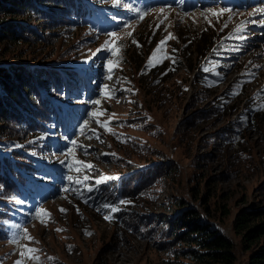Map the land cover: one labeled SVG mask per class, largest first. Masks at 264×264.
<instances>
[{"label":"rangeland","instance_id":"1","mask_svg":"<svg viewBox=\"0 0 264 264\" xmlns=\"http://www.w3.org/2000/svg\"><path fill=\"white\" fill-rule=\"evenodd\" d=\"M156 1L145 0L143 19L129 0L67 3L70 15L54 28L44 27L45 12L24 18L45 42L40 37L0 43V54L31 67L56 68L63 78L56 98L62 110L73 107L40 137L19 130V140L0 135L7 146L0 154L25 149L21 164L30 172L17 189L0 183V264H223L200 259L196 245L179 239L178 214L198 207L204 222H217L238 242L230 229L234 214L253 201L264 203V31L252 23L255 11L220 0L200 6L195 0H169L165 6ZM53 6L40 8L54 14ZM86 6L91 10L84 16ZM221 9L226 11L211 14ZM8 19L0 16L1 23ZM206 28L214 39L203 64L188 31ZM145 30L153 39L149 58L166 40L153 59L167 63L164 74H171L153 94H145L137 81L141 69L115 62L123 50L137 46L133 40ZM169 34L174 38L166 39ZM175 46L186 58L177 69L170 57ZM145 59L149 70L153 60ZM86 78L92 86L87 91ZM93 112L104 113L96 119L107 127ZM138 175L137 191L130 195L128 185L118 191L120 180ZM245 257L239 254V260Z\"/></svg>","mask_w":264,"mask_h":264},{"label":"trees","instance_id":"2","mask_svg":"<svg viewBox=\"0 0 264 264\" xmlns=\"http://www.w3.org/2000/svg\"><path fill=\"white\" fill-rule=\"evenodd\" d=\"M75 1L80 2V0H64V3H60L59 0H0V16L11 18L5 23H1L3 20H0V43L9 45L28 43L40 37H43L41 41L45 42L44 36L35 30L38 28L31 26L29 21L33 20L34 16L41 17L40 13L45 12L48 16L45 17L44 27L54 28L66 21V15H70V13L65 12L66 4H72ZM41 5L46 7L54 5L53 9H57V12L53 14L49 10L50 7L47 8V12L44 10L45 8L41 10ZM82 5L85 4L82 2ZM82 9H84L85 16L91 7L86 6ZM58 12L59 14H57ZM25 17H28V22L24 19ZM188 32L192 34L191 41L193 44L190 47L193 46L196 57L204 55L202 57L204 64L211 54L205 55V52L214 39L213 31L211 32L210 28H206L204 31L197 29ZM152 40L149 38L148 30L141 31L135 36V41L139 46H135L132 50L126 48L123 53L118 54L119 59H115V62L120 65H128L129 68H137V70L141 69L137 81L144 86L145 94H153L156 91V85L166 82L169 76L171 77V74H164L168 64L160 63L156 58L152 59L151 68L145 69V63L142 62L143 58L145 57L146 61L153 58V56L149 58L147 55V49ZM214 48L212 49L214 50ZM140 49L146 52L142 54ZM177 51H181V48L179 50L175 46L170 50L173 65H176L175 69L183 64V59H186L183 57L182 51L180 53ZM4 53L0 54V135L6 139L16 137L19 140L22 137L17 132L19 130L22 134L40 137L50 127V112L53 110L52 102L49 99L51 97L50 89L59 91L61 75L56 68L47 70L46 66L31 67L26 65L24 61H20L19 58L7 57ZM174 66L172 67L174 68ZM188 66L194 68L193 64ZM198 73L199 71H197ZM150 75L153 81L148 79L147 76ZM143 77H145L144 82ZM201 112L205 115V111ZM194 114L191 115L192 123L190 124L192 125L201 116V113L197 116ZM230 127L231 123H228L222 130L227 131ZM6 147L4 143L0 142V151ZM25 152L23 148L21 151L14 150L9 154L10 159H8V154L0 155V183L3 188L8 187L9 184L19 185L24 179V175L28 173L25 164H21L22 159L25 158ZM138 177L139 175L134 176L135 179L120 180L121 184L118 191L122 192L127 185L130 195L132 194L131 191H137L140 186ZM131 183H133L132 187L129 186ZM185 202L187 201L185 200ZM222 213L223 215L228 214L229 210ZM176 225L179 230L177 231L179 239L196 245L201 251L197 257L202 260L223 264H264V203L253 201L246 207L239 208L234 214L230 229L233 235L238 238V242L226 235L217 225V222H204V215L198 207L183 208L178 214ZM238 247L239 251L237 252ZM239 254H245L246 257L239 260Z\"/></svg>","mask_w":264,"mask_h":264},{"label":"snow or ice","instance_id":"3","mask_svg":"<svg viewBox=\"0 0 264 264\" xmlns=\"http://www.w3.org/2000/svg\"><path fill=\"white\" fill-rule=\"evenodd\" d=\"M224 11H226V9H221L220 12H215V11H213L211 14L214 15V16H218V15L223 14ZM160 12L163 13V12H164V9L161 8V9H160ZM140 18L143 19V18H144L143 15H141ZM237 31H240V29H237ZM110 35H111L112 37H114V38L117 36L116 33H111ZM129 35H130V33H129ZM173 38H174V37H173L171 34H169V36H168L166 39H173ZM242 38H243V37H241V39H242ZM113 43H114V41H113ZM133 43H137V42H136L135 40H133ZM165 44H166V40H162V41L160 42V45L158 46L157 50L153 53V58L156 56V54L161 50V48H162ZM137 46H139V45L137 44ZM117 54H118V53H117V50L113 49V55H117ZM153 58H150V61H149L150 64H151ZM109 65H112V61H109ZM111 71H112V67H109V72H111ZM109 79H111V76H109ZM105 95H106L108 98H111V97H110V91H107V90H106ZM93 103H94V104H99L100 101L97 100V101H94ZM103 114H104L103 112H93V113H92V116H93V119H96L98 116H101V115H103ZM112 115L114 116L115 114H112ZM110 119H111V117L109 118V120H110ZM96 122H97L98 124H101L102 127H107V122H101V121H99L98 119H96ZM87 125H88V121L86 120V121H84V123H83V127H81V129H80L81 133H83L84 127H87ZM97 138H99V137H97ZM72 143H73L74 146H77V142H76L75 140H74ZM76 164L79 165V164H81V162H80V161H76ZM84 166H85V167H89V168L91 167L90 164H89V165H84ZM76 170L79 171L80 168L77 167ZM86 178H87V177H86ZM70 179H71V178H70ZM99 182H100V181H97V183H99ZM104 207H108V206L105 205ZM61 211L63 212V211H66V210L61 209ZM112 211H117V209L113 208ZM41 212L47 214V213H46V210H44V209H41ZM42 222H43V221H42ZM24 231H25V233H27V229H25ZM58 231H61V230L58 229ZM25 238L28 239V240H31V239H32L30 236H27V235L25 236ZM27 251H28L29 253H31V252H34V251H36V250H34V249H27ZM24 254H25L24 252H21V256H23ZM29 258H36V257H31V256H30ZM17 264H22V262H21V261H17Z\"/></svg>","mask_w":264,"mask_h":264},{"label":"bare ground","instance_id":"4","mask_svg":"<svg viewBox=\"0 0 264 264\" xmlns=\"http://www.w3.org/2000/svg\"><path fill=\"white\" fill-rule=\"evenodd\" d=\"M198 2H199V0H198ZM240 12H241V11H240ZM260 12H261V10H260L259 8H256V9H255L254 16H255V17L259 16V15H260ZM254 22H255V21H254Z\"/></svg>","mask_w":264,"mask_h":264}]
</instances>
